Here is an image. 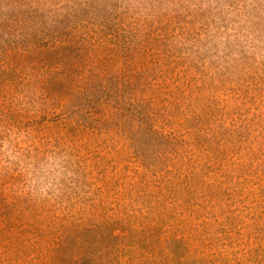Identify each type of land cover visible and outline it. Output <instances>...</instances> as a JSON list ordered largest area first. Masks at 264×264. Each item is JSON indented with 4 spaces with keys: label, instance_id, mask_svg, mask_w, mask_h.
Segmentation results:
<instances>
[{
    "label": "rangeland",
    "instance_id": "374dc122",
    "mask_svg": "<svg viewBox=\"0 0 264 264\" xmlns=\"http://www.w3.org/2000/svg\"><path fill=\"white\" fill-rule=\"evenodd\" d=\"M26 2L28 0H0V9L12 3ZM64 2L66 7H76L85 0ZM121 2L93 0L86 9H90L88 13L94 16V22L100 20L107 23L111 17L114 27L120 21L121 39L130 40V36L134 40L127 62L132 61L139 72L138 88L146 86V92L140 95L148 97L155 91L160 112L167 114L169 122L180 134L193 130L196 136L202 137L205 134L202 131L211 129L229 136V139L219 141V147L213 145L218 150L214 157L220 161L208 163L215 168V173L208 171L207 174L211 179L215 178L217 183L213 182L207 188L203 186V189L198 183L193 184L192 190L186 195L190 205L178 200L160 208L161 215H165L162 231L175 238L178 228L185 227L187 236L191 237L195 245H199L200 234L210 238L208 254L221 253L227 259L256 264L264 248L259 234V230L264 231V62L257 63L245 58L233 78L228 80L230 82L223 87L216 81L218 76L213 69L222 73L224 68L203 70L205 64L202 60L185 56L172 43L174 35L188 29L191 21L177 14L133 23L116 11ZM82 14L83 11L77 19H67L64 18L68 15L66 13L56 21L64 20L71 25L80 22L78 25L87 26V21L80 16ZM47 25L42 22L40 26ZM36 30L14 38L7 17L0 16V50L6 52V55L0 56V126L15 124L28 130L37 150L57 148L68 152L75 163L79 180L74 188L58 195L38 198L24 189L22 176L0 171V199L3 201L8 198L10 202L13 198H20L18 206L25 215L29 214L27 209L34 202L39 204L37 214H42L47 225H50L47 230L57 228L60 218H71L72 212L78 218L74 220L79 221L82 212L95 207L98 208V215L91 218L113 216L119 206L128 212L137 209L133 189L139 188L145 180L148 181L147 198L152 203L158 182L156 177L159 175L135 161L132 147L136 142L139 145L135 129L125 136L113 123L108 133L103 130L97 132L98 129L91 128L92 123L84 120V114L79 113L81 101L71 97L62 86L55 87L47 95L44 93L40 84L41 79L45 78L41 74L42 68L36 57L26 53L23 43L30 33L39 34ZM114 48L115 45L111 44L89 53L87 57L83 54L76 60L83 67L78 68L80 72L77 77L88 74L84 68L88 70L98 61V66L115 70L117 59L114 52L108 51ZM201 72L211 78L205 79ZM51 79L54 77L48 78ZM194 83L199 87L186 89L190 92L186 91L187 96H183L182 88ZM209 83L219 90L215 92L216 104H212L214 114L208 118L204 110L192 102V98L199 92H204L202 98H210L214 92L203 87ZM226 88H230L234 94L230 98V91ZM238 89L244 92L240 94ZM22 96L27 99V106H21L19 98ZM176 123H182V127ZM229 132H233V135ZM207 189L211 191V196L204 201ZM199 204L204 209L198 207ZM7 213L8 209L0 206V264H28V257L23 254L21 247L13 248L12 241L6 238L9 231L1 232V220ZM167 217L176 220L170 224ZM54 218L59 219L58 223L53 222ZM10 222L15 225L33 221L28 219L19 222L15 218ZM168 225H174L175 228L171 229ZM114 232L119 233L116 229Z\"/></svg>",
    "mask_w": 264,
    "mask_h": 264
},
{
    "label": "trees",
    "instance_id": "16d2710c",
    "mask_svg": "<svg viewBox=\"0 0 264 264\" xmlns=\"http://www.w3.org/2000/svg\"><path fill=\"white\" fill-rule=\"evenodd\" d=\"M92 2L93 0H85L76 7L67 6L68 15L64 17L77 19L78 14L83 11L84 14L80 16L87 21V26L78 25L80 22L71 25L64 20L40 26L36 30L39 34L30 33L23 40L24 49L37 58L42 68L41 74L45 78L41 79L40 84L44 93L47 95L55 87L62 86L71 97L81 101L79 113L84 114L83 118L89 124H93V130L108 133L115 123L121 134L127 136L131 129H135L139 143L138 145L135 141L132 147L135 161L159 175L156 177L158 182L155 200L149 202L148 181L145 180L139 188L133 189L137 209L133 208L128 212L119 206L113 216L91 218L98 215V208L95 207L82 212L79 221L74 220L78 218L72 212V219L60 218L61 222L58 223L59 219L54 218L53 222L58 223L57 228L47 230L50 225H47L42 214H37L39 204L34 202L27 209L29 214L25 215L18 206L20 198H13L10 202L8 198L3 201L0 199V206L8 209L7 216L1 220V232L9 231L6 238L12 241L13 248L21 247L23 254L28 257V264H246L241 260L227 259L221 253L208 254L211 248L210 238L200 234L199 245H195L191 237L187 236L185 227L178 228L175 238L162 231L161 224L165 215H161L160 208L168 202L178 200L190 205L186 195L192 190L193 184L198 183L203 189V186L207 188L209 184L217 183L215 178L211 179L207 174L208 171L215 173V168L208 163L220 161L218 157H214L218 150L213 145L219 147V141L227 140L229 136L211 129L202 131L205 132L202 137L196 136L193 130L180 134L169 122L167 114L160 112L155 91L148 97L140 95L146 92V86L138 88L139 72L132 61L127 62L132 52L130 45L134 44V40L130 36V40L121 39L120 21L114 27L111 17L107 23L100 20L94 22V16L88 13L90 9H86ZM111 44L115 48L108 51L114 52L111 54L117 59V68L108 70V66H98V61L90 69L84 68L88 74L78 78V68L83 67L76 60L83 54L87 57L89 53H95ZM1 55H6L5 50H0ZM202 67L203 70L212 69ZM237 68L238 66L225 67L222 73L213 69L218 76L216 81L224 87L233 78ZM200 74L205 79L210 77L202 72ZM49 77L54 79L48 80ZM192 86L199 87L196 83L186 84L182 88V95L187 96L190 92L187 90ZM203 87L214 94L208 100L202 98L205 96L204 92H199L193 96L192 102L197 103L209 118L214 114L212 104H216L217 88L211 83ZM226 89L230 91L229 98L234 95L230 88ZM238 91L240 94L244 92L242 89ZM176 124L182 127V123ZM229 134L233 135V132ZM223 176L226 177L225 174ZM210 196L211 191L207 189L203 200L206 201ZM198 207L204 209L200 204ZM15 218L19 222L28 219L33 222L14 225L10 220ZM175 220L169 219L170 224ZM168 226L175 228L174 225ZM115 229L119 231L118 234L114 232ZM259 234L264 242V231L259 230ZM263 256L264 248L261 259L256 264H264Z\"/></svg>",
    "mask_w": 264,
    "mask_h": 264
},
{
    "label": "clouds",
    "instance_id": "9594fccd",
    "mask_svg": "<svg viewBox=\"0 0 264 264\" xmlns=\"http://www.w3.org/2000/svg\"><path fill=\"white\" fill-rule=\"evenodd\" d=\"M69 9L64 0H28L0 9L14 38L52 24ZM133 23L182 15L191 26L177 32L173 45L206 67L239 66L245 58L264 62V0H122L116 10ZM27 106L25 97L19 98ZM0 171L22 176L25 190L38 198L76 187L79 176L71 155L57 148L37 150L28 130L0 126Z\"/></svg>",
    "mask_w": 264,
    "mask_h": 264
}]
</instances>
